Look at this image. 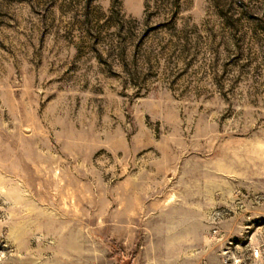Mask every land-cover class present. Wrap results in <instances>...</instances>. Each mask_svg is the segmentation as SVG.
<instances>
[{
	"label": "rangeland",
	"instance_id": "obj_1",
	"mask_svg": "<svg viewBox=\"0 0 264 264\" xmlns=\"http://www.w3.org/2000/svg\"><path fill=\"white\" fill-rule=\"evenodd\" d=\"M0 264H264V0H0Z\"/></svg>",
	"mask_w": 264,
	"mask_h": 264
},
{
	"label": "built area",
	"instance_id": "obj_2",
	"mask_svg": "<svg viewBox=\"0 0 264 264\" xmlns=\"http://www.w3.org/2000/svg\"><path fill=\"white\" fill-rule=\"evenodd\" d=\"M258 255H259L258 251H255L254 256H258Z\"/></svg>",
	"mask_w": 264,
	"mask_h": 264
}]
</instances>
